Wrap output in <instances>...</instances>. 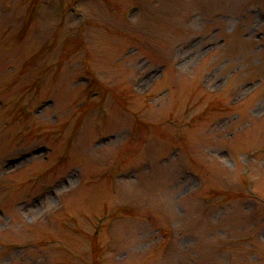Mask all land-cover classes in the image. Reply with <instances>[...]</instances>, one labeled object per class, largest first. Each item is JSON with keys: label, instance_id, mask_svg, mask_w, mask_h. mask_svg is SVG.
<instances>
[{"label": "rangeland", "instance_id": "1", "mask_svg": "<svg viewBox=\"0 0 264 264\" xmlns=\"http://www.w3.org/2000/svg\"><path fill=\"white\" fill-rule=\"evenodd\" d=\"M0 264H264V0H0Z\"/></svg>", "mask_w": 264, "mask_h": 264}]
</instances>
